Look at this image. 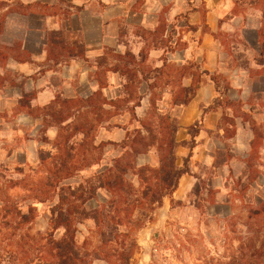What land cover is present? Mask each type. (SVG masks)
Segmentation results:
<instances>
[{"label": "rangeland", "instance_id": "374dc122", "mask_svg": "<svg viewBox=\"0 0 264 264\" xmlns=\"http://www.w3.org/2000/svg\"><path fill=\"white\" fill-rule=\"evenodd\" d=\"M132 1V11H144L145 0ZM20 2L25 5L32 4V0H20ZM37 2L49 7L23 9L19 6V0H0V65L4 63V80L9 84L14 83L13 88L4 92V115H0L4 119V155H0V264H46L47 259L40 257L35 251L33 242L37 241L33 238L36 237L38 240L39 232L45 233L50 229L48 225L51 204L37 205L34 223L20 228H15V223L10 227H4L2 209H4V201L28 204L26 201L29 186L42 179L47 170L46 167L40 168V159L49 152L52 156H57L54 148L56 139L51 137L50 140L48 135L49 128L52 127H48V119L41 117L44 112L37 111L42 108L35 107L33 114L28 115V110L20 109L18 104L14 105L15 103L12 102V97L17 91L18 76L6 68L7 61L4 60V55L25 58L24 51L27 53L45 50L47 40L53 32L69 45L81 43L82 39L78 30L70 28L72 20L75 19L76 22V17L80 16V12L71 8L73 6L71 3L66 0ZM168 2V5L161 9L158 24L160 32L151 35L138 27L127 28L123 24L120 26L118 41L126 47L125 52L138 49L142 51V59H139L142 61L141 70L153 69L148 64L147 55L150 50H168L170 46L184 49L187 42H197L198 39L188 33L190 29L186 24L206 33L208 13L219 18L222 30L217 32L216 37L224 54L222 58L226 66L246 68L250 61L260 60L257 57V46L254 45L256 41H253V30L247 35L246 29L249 18L263 22L264 0H169ZM99 10L101 8L94 3L89 13L84 14L85 19L82 22L93 25L96 21L91 17V12L95 15ZM170 14L182 16L186 14L188 17L166 22L164 15ZM47 17L53 18L47 19ZM165 27L167 31L163 36L161 32ZM170 31L172 38L167 40ZM98 36L99 33L91 35L93 43L98 42ZM5 46L10 50L5 51ZM96 62H106L107 68L120 63H117L114 55L110 53L105 55L101 62L98 59L92 60L91 68L94 71L89 73L90 81H97L99 85L105 86L101 90L103 95L105 91H110L108 95L115 96L114 89L118 85V78L102 68L97 69ZM48 66L49 69L60 70L54 65ZM187 68L188 73L195 72L194 69L189 68V65ZM159 78L156 81L157 87L153 90L156 99L165 89H171L170 87L173 88L174 94L179 92L180 87L179 89L176 87L182 74L174 66L170 65L164 76ZM31 79L25 77L19 81L27 85L28 96L34 95ZM217 79L224 95L228 90V83L222 75L217 76ZM54 82L57 83L58 80ZM57 86L59 90L60 85ZM116 88L121 90L122 85ZM59 97L60 100H65L62 95ZM124 108L117 111L111 109L112 112L120 115L113 118L109 124L104 123L100 127L96 122L97 117L89 115L88 119L94 126L90 137L95 145L104 142L103 135L100 136L101 129L107 136L111 135L116 127L127 128L128 131L136 127L135 123L130 122L128 114H124ZM239 108V105L229 103L224 107L230 109L233 115H239ZM22 115L26 116L22 117ZM222 124L231 126L234 124V119L224 117ZM228 134L232 136L233 131L229 129ZM176 137L180 141L175 149L176 166L181 167L183 159L188 154L189 137L185 130ZM78 140L80 138L73 140V143H77ZM22 145L29 152L27 158L17 153ZM218 146L220 149L217 150L211 164H197L194 167V162L191 163L194 178L187 177L179 193L172 197V203L170 199H165L163 207L156 211L153 223L139 232L140 252L134 258L133 264H199L197 260L227 261L232 255L246 248L250 239L254 240L257 246L264 241V146L251 153L250 157H242L240 154L231 156L228 148L225 150L223 145ZM117 155L118 153L112 148L106 149L104 164L109 163V160ZM151 156L153 154L149 153L138 158L137 165L158 167V157L154 154L155 163H153ZM92 158H97V154H93ZM76 169L81 170V165L78 164ZM102 196L106 200L109 199L106 193H102ZM91 226L89 222L86 228L80 226L81 233L77 234L80 244L90 239L89 231H93ZM29 227H31L29 234L32 239H23ZM62 234L63 230H58L56 238L61 237ZM23 244L30 247V252L23 253L20 250ZM93 264L106 263L95 261Z\"/></svg>", "mask_w": 264, "mask_h": 264}, {"label": "trees", "instance_id": "16d2710c", "mask_svg": "<svg viewBox=\"0 0 264 264\" xmlns=\"http://www.w3.org/2000/svg\"><path fill=\"white\" fill-rule=\"evenodd\" d=\"M19 6L23 9L49 7L38 2L25 5L20 1ZM71 8L76 12L83 10L80 7ZM183 17L187 19L188 16L179 15L176 21ZM186 25L190 29L188 32L196 31L193 26ZM159 30L160 26L154 31L142 29L151 35L160 32ZM166 31L165 27L161 32L163 36ZM171 33L172 31L168 33L167 40L172 38ZM260 38L263 58L261 64L264 66V11ZM5 47V51L10 50ZM45 50L47 61L55 66L81 60L92 67L91 62L85 58L82 43L69 45L60 39L56 32L48 38ZM174 50L175 47L170 46L165 53ZM110 53L120 64L111 65L110 68H107L106 62H96V65L97 69L102 68L108 73L116 74L122 80L119 97L114 100L107 99L101 91L105 86L100 85V90L86 99L60 100L57 96L48 106L37 109L38 112H44L41 117L48 119V127L58 129L54 146L57 156H52L49 152L40 159V168L46 167L47 170L42 179L29 186L26 201L28 204L4 201V227L15 223V228L32 225L36 220L37 205L51 204L48 225L50 229L45 233L39 232L38 240L33 238L37 241L33 242V247L40 257L47 259L46 264H93L95 261L106 264H133L134 258L140 252L139 232L153 223L154 215L163 207L164 200L172 199L182 177L191 175L190 166L197 148L196 138L202 131V120L187 129L188 154L181 167H177L175 149L178 143L175 136L179 127L169 115L158 113L156 103L161 101L162 97L156 99L153 94L157 87L156 81L164 76L169 67L166 59H163L161 68L144 71L140 69L142 61L139 60L142 59V52L137 58L129 51L117 54L110 48L104 49V56ZM24 55L25 58L7 54L4 55V60L12 59L25 63L30 58L25 51ZM103 57L98 61L101 62ZM189 68L195 72L188 73L187 66L176 69L181 71V79L191 77L192 84L188 88L181 87L179 92L174 94L173 106L187 105L194 98L201 85L202 76H209L215 84L216 92L219 93L217 77L201 70L197 64L189 65ZM142 82L147 84L151 96L148 116L140 120L135 109L140 107L143 98L138 92ZM28 94L22 95L18 108L28 110V115H32L34 109L31 108L30 101L34 95ZM225 105L226 102L218 96L214 107L204 113L224 109ZM123 107V112L128 114L130 122L135 123L136 127L132 131L124 128L125 137L120 143L100 142L95 145L90 137L94 126L88 119L89 115L97 117L96 122L100 127L120 115L112 110L117 111ZM77 138L80 140L73 143ZM108 148H112L118 155L104 164L105 151ZM151 149L157 152L158 167L138 166V158ZM93 154H97V158L93 159ZM78 164L81 165V170L76 169ZM102 193H106L109 199L106 200ZM87 222L91 223L93 231H89L90 239L80 244L77 234L81 233L80 226L87 227ZM61 229L62 236L56 238L57 231ZM29 231L31 227L27 228L23 239H32ZM20 250L28 253L31 249L23 244ZM197 261L199 264H264V241L257 246L256 242L250 239L246 248L232 255L227 261Z\"/></svg>", "mask_w": 264, "mask_h": 264}, {"label": "crops", "instance_id": "0c3cea01", "mask_svg": "<svg viewBox=\"0 0 264 264\" xmlns=\"http://www.w3.org/2000/svg\"><path fill=\"white\" fill-rule=\"evenodd\" d=\"M37 1L39 0H32V3ZM66 1L71 3L74 7L83 8L80 12V16L76 17V22L75 19L72 20L70 28L80 32L79 34L82 38L81 43L84 46L85 58L91 63L92 60L104 56L105 48H110L117 54H124L126 47L118 41L120 26L122 24L127 28L138 27L147 31H154L159 24L161 9L169 3V0H145L144 11L135 12L131 9L132 0ZM94 3H97V6L100 7L101 10H99V13H95V15L94 12H91V17H93L96 22L90 26L87 25L86 22L83 23L82 20L85 19L83 17L84 14L89 13V9L94 6ZM179 15L180 14H170L164 16L166 17V22H169V20L176 19ZM48 18L51 19L53 17H47V19ZM206 20L208 33H202L199 28H196V31L193 33L188 32L198 39L197 42H187V46H185L184 49L175 48L173 52L168 53H165L164 49H152L147 55L148 64L153 68H161L164 58L168 66H174L176 69L191 65L190 63H192L199 65L201 70L209 72L211 76H224L228 83V90L223 95L220 85L219 93H217L215 84L211 81L210 77L202 76L201 85L194 98L187 105L181 106L172 105V98L175 93L172 87H170L171 89H165L161 94L162 101L157 104L158 113L169 115L171 119L176 121L179 127L176 136H178L181 131L185 130L187 132V137H189L187 129L202 120V131L196 138L197 148L194 151L192 159L194 167L197 164H211L217 150L220 149L218 146L219 144L223 145L225 150L228 148L231 156H238L240 154L242 157H250L251 153L253 154L264 146V66L261 64L263 58L261 56L260 38L262 22L259 19L254 20L253 18H249L246 29L247 35L253 30V41H256L254 45L257 46V57L260 60L250 61L246 68H240L239 66L230 68L224 63V58H222L224 54H222L221 47L216 37L217 32L222 30L218 16L214 17L208 13ZM98 33V42L93 43L91 35H97ZM213 34L215 37H213ZM141 52V49H138L131 53L139 58ZM27 54L30 58L29 61L20 63L9 59L7 61L8 64L6 63L5 65L6 68L12 70L18 76L16 80L18 85L16 87L17 91H15L16 94L12 97V102L15 103L14 105L18 104V101L24 93H28L27 85L19 82L25 77L32 78V91H34V97L30 101L32 109L35 107L44 108L48 106L59 95H62L66 100H76L78 98L86 99L100 90V85L97 81L89 80V73L94 70L84 61L75 60L68 64L55 66L52 62L47 61L46 50L40 52L29 51ZM48 65H54L60 70L49 69ZM44 68L47 69L44 71L42 70ZM112 76L118 78V85L115 86L114 91H116L113 97L108 95L110 91H105L106 93L104 96L109 100H114L119 97L120 88L118 89L116 87L122 85V80L118 75L112 74ZM55 80H58V82L55 83ZM113 84L115 85V83ZM191 84V77H185L178 81L176 89H179V87L188 88ZM57 85H60L59 90ZM13 86L14 85L9 84L7 81L4 82L3 63L0 65V115H4V92L9 91ZM138 92L143 98L140 107L135 109V113L138 119L143 120L148 116L151 92L144 82L139 85ZM218 96H221L222 100L226 103L239 105V115H233L230 109H218L216 111L204 113L209 108L214 107ZM25 116L26 115H22V117ZM224 117L234 119V124L231 126L228 124L224 126L222 124ZM229 129L233 131L232 136H228ZM57 130L56 127L49 128L48 135L50 136V140H52V138H54V140L57 138ZM101 135L104 137V142L120 143L125 137V131L122 127H116L111 135L106 136L104 130L101 129L100 136ZM176 136L175 140L178 143L180 141ZM17 153L22 154V156L26 158L29 155V152L26 151L23 145L17 150ZM149 153L153 154L151 160L155 163L154 154L158 157L156 150L151 149L145 155ZM0 155H4V119L2 118L0 120ZM187 177H193L192 170L190 176L182 177L179 182L178 190L173 195L174 197L181 190L183 183H186Z\"/></svg>", "mask_w": 264, "mask_h": 264}]
</instances>
